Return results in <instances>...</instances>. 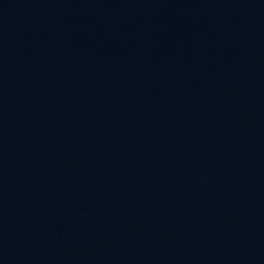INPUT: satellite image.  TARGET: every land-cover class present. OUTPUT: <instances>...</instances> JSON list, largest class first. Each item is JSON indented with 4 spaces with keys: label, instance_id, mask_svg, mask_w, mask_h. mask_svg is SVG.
Instances as JSON below:
<instances>
[{
    "label": "water",
    "instance_id": "obj_1",
    "mask_svg": "<svg viewBox=\"0 0 264 264\" xmlns=\"http://www.w3.org/2000/svg\"><path fill=\"white\" fill-rule=\"evenodd\" d=\"M0 264H264V0H0Z\"/></svg>",
    "mask_w": 264,
    "mask_h": 264
}]
</instances>
